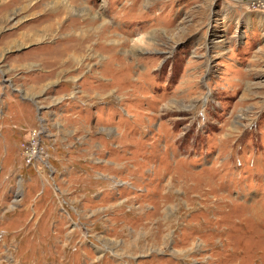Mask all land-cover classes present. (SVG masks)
Instances as JSON below:
<instances>
[{
	"label": "rangeland",
	"instance_id": "1",
	"mask_svg": "<svg viewBox=\"0 0 264 264\" xmlns=\"http://www.w3.org/2000/svg\"><path fill=\"white\" fill-rule=\"evenodd\" d=\"M54 1L0 0V264H264V0Z\"/></svg>",
	"mask_w": 264,
	"mask_h": 264
},
{
	"label": "built area",
	"instance_id": "2",
	"mask_svg": "<svg viewBox=\"0 0 264 264\" xmlns=\"http://www.w3.org/2000/svg\"><path fill=\"white\" fill-rule=\"evenodd\" d=\"M39 118V124L40 126H42V131L40 132L41 135H43L45 137H49V134H47L49 132V130H52L51 128L47 127V121L44 120L40 115H38ZM52 126V125H51ZM45 128V129H44ZM48 139V138H46ZM27 149V156L25 157V164L27 166H32V167H36V165L38 163H44L45 165L48 164L47 161V153H45L44 149L42 148L40 142H38V140H33L31 141V143L29 144V146H26Z\"/></svg>",
	"mask_w": 264,
	"mask_h": 264
},
{
	"label": "bare ground",
	"instance_id": "3",
	"mask_svg": "<svg viewBox=\"0 0 264 264\" xmlns=\"http://www.w3.org/2000/svg\"><path fill=\"white\" fill-rule=\"evenodd\" d=\"M52 1H53V0H52ZM66 1H67V0H56V1H54V2H53L54 5H58V4H60V5H58V6H54V7H53V11H54V12L57 11V9L55 10V7L58 8L59 6H61V8L64 6V9H66V7H67V3H66ZM60 10H61V9H60ZM62 10H63V9H62ZM85 10H86V9H85ZM85 10L82 9V11H85ZM58 11H59V10H58ZM58 11H57V12H58ZM67 11H68V10H67ZM82 11L80 10V11H77V12L79 13V12H82ZM60 12H61V11H60ZM52 14H53V13H52ZM52 14H50V15H52ZM73 35H75V34H73ZM76 35H77V34H76ZM77 37H78V36H77ZM69 39H70V40H71V39H75V37H74V36H73V37L70 36Z\"/></svg>",
	"mask_w": 264,
	"mask_h": 264
}]
</instances>
